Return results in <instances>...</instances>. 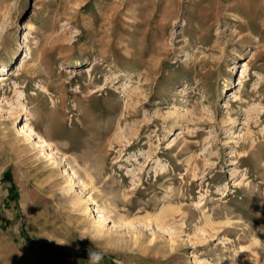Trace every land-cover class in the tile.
<instances>
[{
  "label": "rangeland",
  "instance_id": "rangeland-1",
  "mask_svg": "<svg viewBox=\"0 0 264 264\" xmlns=\"http://www.w3.org/2000/svg\"><path fill=\"white\" fill-rule=\"evenodd\" d=\"M8 70L0 264H264V0H0Z\"/></svg>",
  "mask_w": 264,
  "mask_h": 264
},
{
  "label": "bare ground",
  "instance_id": "bare-ground-1",
  "mask_svg": "<svg viewBox=\"0 0 264 264\" xmlns=\"http://www.w3.org/2000/svg\"><path fill=\"white\" fill-rule=\"evenodd\" d=\"M101 2V1H100ZM162 2V1H161ZM115 4V3H114ZM158 4V3H157ZM163 4V3H162ZM161 4V6H163ZM103 5V4H102ZM120 5V4H119ZM165 5V4H164ZM175 5V4H174ZM179 5V4H178ZM159 6V5H158ZM117 7V5H116ZM177 7V6H176ZM180 7V6H179ZM114 8V7H113ZM162 9V8H161ZM163 10V9H162ZM174 10V9H173ZM110 12V11H109ZM110 14V13H109ZM112 14V13H111ZM115 14V13H114ZM113 14V16H114ZM162 15V13H161ZM112 17V15H111ZM110 17V18H111ZM205 18V17H204ZM199 19H202V18H199ZM107 21V20H106ZM85 30V29H84ZM32 58V54H31V51L27 52L26 53V56L22 59L20 65L23 66L26 64V62ZM79 62V60H77ZM249 66V64L246 62L244 64V67L247 68ZM5 67H7V65H5ZM245 71L246 70H243L242 72V76H241V82L240 83H243V78L246 77L245 75ZM10 73V70L7 71V73H3L0 75V83H2L3 81L7 80L8 77L7 75ZM98 82V81H97ZM47 91V89H46ZM35 92V91H34ZM35 94H37V92H35ZM139 99V98H138ZM137 103V102H136ZM23 107L22 108H25L27 106H25V104L22 105ZM26 110V109H25ZM18 132L20 134H22L23 136H25L27 139L29 140H32L34 143H35V146L40 148L45 154L46 156L48 157V159L51 160V162H58V156L55 154L54 151L50 150L48 144L46 143V141L44 139L41 138V136L39 135H36V132L35 130L30 126L29 122H25L23 124H20L18 125V128H17ZM63 172L68 175V177L70 178L71 181L74 180V178H78V174L77 172L71 168L69 165H67L65 167V169L63 170ZM261 204V203H260ZM96 209L94 210L95 212L97 213H100V215L98 216V219H99V222H104L106 219V215L104 213L101 212V209H99V207L95 206Z\"/></svg>",
  "mask_w": 264,
  "mask_h": 264
},
{
  "label": "crops",
  "instance_id": "crops-1",
  "mask_svg": "<svg viewBox=\"0 0 264 264\" xmlns=\"http://www.w3.org/2000/svg\"><path fill=\"white\" fill-rule=\"evenodd\" d=\"M20 164L25 165L26 167V171L31 172V170H35L34 168H30V166L32 165V158L30 153H28L27 155L25 153H14L13 154V158L12 161L9 163V167L6 170V175L7 179L10 180V183H14L16 184V177L15 175H17L18 171H19V167ZM5 175V174H4ZM30 182V181H29Z\"/></svg>",
  "mask_w": 264,
  "mask_h": 264
},
{
  "label": "clouds",
  "instance_id": "clouds-1",
  "mask_svg": "<svg viewBox=\"0 0 264 264\" xmlns=\"http://www.w3.org/2000/svg\"><path fill=\"white\" fill-rule=\"evenodd\" d=\"M89 255H90V257L93 258V264H95V260L98 259V255L95 253H91V252L89 253Z\"/></svg>",
  "mask_w": 264,
  "mask_h": 264
},
{
  "label": "trees",
  "instance_id": "trees-1",
  "mask_svg": "<svg viewBox=\"0 0 264 264\" xmlns=\"http://www.w3.org/2000/svg\"><path fill=\"white\" fill-rule=\"evenodd\" d=\"M6 175H8V174H6ZM9 176V175H8Z\"/></svg>",
  "mask_w": 264,
  "mask_h": 264
}]
</instances>
